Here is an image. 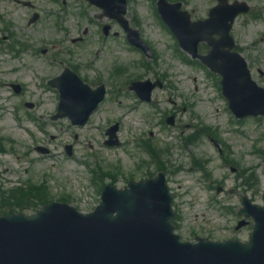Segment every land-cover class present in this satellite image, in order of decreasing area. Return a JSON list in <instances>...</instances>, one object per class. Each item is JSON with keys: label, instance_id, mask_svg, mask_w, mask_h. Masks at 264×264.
I'll list each match as a JSON object with an SVG mask.
<instances>
[{"label": "rangeland", "instance_id": "obj_1", "mask_svg": "<svg viewBox=\"0 0 264 264\" xmlns=\"http://www.w3.org/2000/svg\"><path fill=\"white\" fill-rule=\"evenodd\" d=\"M18 1H28L33 7H25L15 0H0V146H3L0 152V212L24 210V213H32L20 204L21 198L16 193L27 202L35 200L36 194L25 196L21 191H25L23 188L29 183L39 185L43 179L45 192L41 193V201L65 200L79 211L89 212L99 203L100 190L105 184L122 188L129 180H142L155 174L158 162H164L166 169L175 167L178 170L169 172L167 182L173 199L176 233L182 240L194 241L196 236L220 241L244 240L247 230H234V215L221 213L216 204L207 205V199L214 192L204 190L205 183L199 181V174L187 170L190 156L208 158L209 169L216 180L222 181L221 176L226 175L225 190L219 195L223 199L220 206L236 210L242 190L226 192L235 183L234 175L219 167L220 161L205 138L188 137L182 146L178 139L181 129L176 128L190 123L202 124L230 149L228 157L237 167H254L256 188L255 192H249L261 203L264 154L258 157L248 152L257 145L264 150V119L260 124L251 120L236 122L217 89L206 86L202 90L203 74L175 55L177 46L157 17L155 0H131L126 15L153 47L155 59L148 63L149 67L141 66L142 61L148 60L130 49L122 35H118L119 38L102 36L101 27L105 21L84 16L83 11L74 6L77 0L64 3L63 0ZM182 1L195 18L204 17L213 4L212 0ZM250 1L254 10L261 8L264 15V0ZM87 10L89 14L95 11ZM32 12H37L38 19L28 24ZM243 20L247 25L235 24L233 33L245 49L250 66L264 71V44L260 43L264 23L260 19ZM109 24L117 30L112 22ZM84 30L83 41L72 44L71 40L81 37ZM256 40L257 46L250 47ZM45 49L46 54H43ZM70 65L80 69L89 79L86 82L94 85L103 82L108 88L106 101L80 128L70 126L66 120H50L55 112L56 96L46 86V81L65 66L72 67ZM153 74L165 76L168 91H174L177 104L186 102L188 105L184 111H179L174 129L163 128L161 124L159 111L170 107L164 91L155 95L158 105L150 106L137 105L125 90L126 81L134 76L152 77ZM193 76L197 77V82L193 81ZM257 80L264 85V76ZM4 82L20 83V94L12 95ZM118 87L122 91H118ZM27 102L35 104L34 107H24ZM115 121L119 122L120 144L106 148L104 130ZM68 144L72 146L71 157H67L63 149ZM145 145L152 148L158 158L151 157ZM35 146L45 147L49 153L40 154L34 150ZM83 160L88 163L84 167L81 166ZM98 166L96 174H92L91 170H97ZM91 175L97 178L95 183H89Z\"/></svg>", "mask_w": 264, "mask_h": 264}, {"label": "water", "instance_id": "obj_2", "mask_svg": "<svg viewBox=\"0 0 264 264\" xmlns=\"http://www.w3.org/2000/svg\"><path fill=\"white\" fill-rule=\"evenodd\" d=\"M230 8L228 21L240 11L237 5ZM181 16V21L174 15L167 16L180 40L198 41L218 31L210 22L190 25L186 16ZM228 29L227 24L222 34L230 45ZM207 64L223 75V92L236 115L241 109L253 107L252 85L241 60L231 55L218 57L214 51ZM75 80L67 85L60 78L57 85L65 114L81 124L85 120L79 115L78 104H89L94 99L78 94L81 86ZM169 204L163 184L150 182L133 185L127 192L106 191L103 204L93 215L79 217L78 229L62 223V232L56 231L58 218L54 215L34 221L14 219L8 224L0 220V264H264L262 219L257 218L259 226L247 246L191 245L180 243L172 234ZM12 224L21 225V231Z\"/></svg>", "mask_w": 264, "mask_h": 264}]
</instances>
